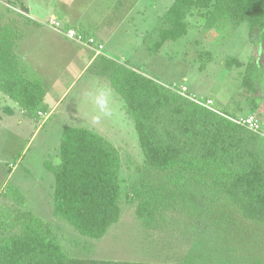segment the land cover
Returning <instances> with one entry per match:
<instances>
[{
	"label": "trees",
	"instance_id": "trees-1",
	"mask_svg": "<svg viewBox=\"0 0 264 264\" xmlns=\"http://www.w3.org/2000/svg\"><path fill=\"white\" fill-rule=\"evenodd\" d=\"M20 5L26 12L25 5ZM195 12L204 18L206 28L223 21L234 26L247 22L250 36L261 34L264 44V0H173L145 36L148 52L158 53L167 41L186 35L187 19ZM21 36L16 19L0 24V91L31 116L39 110L47 111V91L40 78L25 74L16 52ZM224 64L232 68L242 62L237 56L227 55ZM255 64L253 54L244 81L254 91ZM87 71L106 75L124 99L145 163L162 175L161 182L127 194L143 227L159 228L178 208L187 209L189 217L197 216L203 211L194 203L197 192L208 188L223 195L243 218L264 224L262 135L227 117H236L233 114L222 111L224 116L196 102L188 88L189 97L128 61L100 55ZM252 106L255 113L259 105ZM58 154L59 162L44 161L55 175L54 214L84 237L104 238L123 214L120 149L93 128L65 126ZM25 204L26 195L16 185H7L0 192V264H73L88 260L70 255L52 223Z\"/></svg>",
	"mask_w": 264,
	"mask_h": 264
},
{
	"label": "rangeland",
	"instance_id": "rangeland-1",
	"mask_svg": "<svg viewBox=\"0 0 264 264\" xmlns=\"http://www.w3.org/2000/svg\"><path fill=\"white\" fill-rule=\"evenodd\" d=\"M69 1V6L66 7H69L73 15L83 14L90 19L91 16L103 18L120 6L119 0ZM49 2L54 8L65 6L58 0ZM172 2L173 0H136V4L129 7L130 13L123 20L122 29L116 33V37L121 36L127 40L113 38L114 40L107 42V52L111 53L110 56L115 60H132V56L137 57L133 64L165 86L177 91H183L182 89L187 87L192 96L203 100L213 99L214 106L221 111H227L237 118L257 114L264 122V44L261 34L250 36L247 22L234 26L229 21H223L213 28H206L204 18L199 12H195L187 19L189 27L186 35L175 41H167L158 53L150 54L144 42L145 36L158 24L159 18ZM21 3L20 0H0V24L16 19L22 30L26 15L21 10ZM45 17L46 15H43V18ZM50 18L45 25L48 26ZM253 54L256 64L252 79L255 81L256 91L244 85L247 65ZM227 55L237 56L242 65L227 68L224 64ZM92 74L93 72L89 71L88 75L71 89L60 108L63 111L76 109V117L54 114L48 122L41 123V119H35V115L22 114L21 108L0 91V192L7 185L20 186L26 195L27 209L49 221L54 227L57 220L66 223L62 231L67 239L62 242L70 255L74 256L79 252L92 258L97 253L98 258H104L108 235L107 238L99 240L84 237L64 218L54 214L55 175L44 166V161H59L58 152L64 126L93 128L120 149L123 188L121 218L124 219L120 224L124 222L125 226H114L118 229L116 235L123 236H117L119 241H122V238L126 240V235L129 234L132 240L128 241L141 242L138 239L144 232H139L138 227H133L135 222L140 221L135 218V204L127 199V194H134L142 186L161 182L162 175L145 163L138 132L134 120L126 113L124 99L116 92L108 77L101 80L93 78ZM98 89L108 91L107 113L101 112L93 100L85 102L88 94ZM253 103L259 105L255 113L251 111ZM8 105L15 107L14 115L4 113L3 109ZM95 116H99V119H93ZM19 118L23 119L22 124L18 122ZM194 203L200 208L203 207L202 214L192 218L189 217L187 209L178 208L172 211L167 221L157 228L159 234H152L156 241L151 248L158 252L160 243L161 250H169L171 242L184 243L188 233L192 232L193 241H197L201 235L208 240L223 239L224 251H231L234 249L231 246L234 235L264 228V224L237 216L238 212L231 203L210 188L199 190ZM231 212L235 214H228ZM119 226L121 227L118 228ZM146 238L148 236H144L142 241ZM183 246L182 244L180 247ZM72 247L77 250L72 251ZM176 247L173 244L172 249ZM167 250L164 251L166 255L169 254ZM206 252L214 254L212 249Z\"/></svg>",
	"mask_w": 264,
	"mask_h": 264
},
{
	"label": "crops",
	"instance_id": "crops-1",
	"mask_svg": "<svg viewBox=\"0 0 264 264\" xmlns=\"http://www.w3.org/2000/svg\"><path fill=\"white\" fill-rule=\"evenodd\" d=\"M20 1L25 5L27 11L24 12L26 18L22 29V36L17 41L16 52L22 60L25 74L29 78H40L47 91L44 100L47 111H42V113L46 114L48 117L45 118L43 115H39V111H41L39 110L35 114V119H41V123H43L48 122L54 114H65V116L72 115V117H76L78 116L76 109L72 108L63 111L60 109L61 106L68 98L71 89H73L85 75H88L89 72L87 70L97 57L106 55L115 59L110 56V52H107V42L114 39H122V41L127 40L121 36L116 37V33H118L117 30L122 29V22L130 13L129 7H133L136 4V0L130 2L127 0H119L120 6H117L116 10L110 11L109 15H105L103 18L91 16V19L83 14L77 16L73 15L69 7H66L69 4L68 2H70L69 0H58L65 4L63 8L59 9L57 7L54 8L53 4L49 2L50 0ZM43 15H46V17L43 18ZM59 16H61V18ZM49 17L60 18L59 20L66 23V25L78 28L87 35L96 37L104 44L103 52L97 54L95 50L87 44L68 39L48 27L45 23ZM133 20L135 21V17ZM125 36L127 37L126 34ZM131 58L132 60L128 58L119 60L128 61L132 66L137 67L136 64H133V61L137 59V57L132 56ZM146 74L154 78L149 73ZM92 76L93 78H99L101 80H104L105 77L107 78L106 75L100 74L99 72L93 73ZM15 104L17 103L15 102ZM17 106L19 105L17 104ZM14 108V106L8 105L3 111L5 114L14 115ZM21 113L26 116L28 115L22 108ZM1 117L2 115L0 114V119ZM54 117H56V115ZM18 122L22 124L23 119L19 118ZM18 187L20 188V186ZM20 189L23 191L22 188ZM232 212L228 214L234 215L235 213ZM237 216H239V213H237ZM122 220L124 219L121 218L119 222L110 227L111 230L109 229V234L107 233L108 238L107 235L104 237L108 240L105 241L107 251L104 253V258H98L99 254L97 253L91 258V256L77 252L76 254L74 253L75 257L88 260L75 261L73 264H264V228L243 235H234L231 245L234 250L230 253L225 252L226 250L224 251L225 242L223 239L208 240L201 235L197 241H193V234L190 232L184 243L171 242V248L169 250L166 249L169 251V254L166 255L164 253L166 250H161L160 243L158 252L154 248H151V246L155 244L154 241H156L152 234L154 232L159 234L158 229L145 228L141 223L135 222L133 224V227H138L139 232H144L143 236L138 239V241L141 240L140 243H131L128 241L131 239V237L128 236L129 234L126 235V240L122 238V241H119L117 239L118 235H116L118 234L116 232L118 229H115L114 226L120 224ZM127 224L129 227H132L129 223ZM65 225L66 223L57 220L55 227L53 226V231L60 238L63 247L64 244L62 241L66 238V235L63 233L62 229ZM120 225L125 226V223L123 222ZM144 236H148V238L143 242ZM142 237L143 239H141ZM126 244L128 247H126ZM173 244L177 246L175 249H172ZM182 244L184 245L183 248L180 247ZM155 246H157V244ZM108 249L110 250L108 251ZM208 249H212L214 254H208V252H206ZM76 250L75 247H72V251ZM182 250H184V252Z\"/></svg>",
	"mask_w": 264,
	"mask_h": 264
},
{
	"label": "built area",
	"instance_id": "built-area-1",
	"mask_svg": "<svg viewBox=\"0 0 264 264\" xmlns=\"http://www.w3.org/2000/svg\"><path fill=\"white\" fill-rule=\"evenodd\" d=\"M48 26L50 28H52L53 30H55L56 32L62 34L63 36H65L68 39H72L75 41H78L80 43H85L88 46L92 47L95 52L97 54H101L103 52L104 49V44L102 42H100L96 37L92 36V35H87L84 31L66 25V23L62 22L61 20H59L56 17H51L49 19V23ZM183 91H179L181 94L188 96L186 94L187 91V87H184L182 89ZM189 97V96H188ZM193 100H195L196 102L204 105L205 107L216 111L224 116L225 115L221 110H219L217 107L214 106V100L211 98H207L206 100H203L201 98H198L196 96H192L191 97ZM39 115H43V117L47 118L48 116L44 113H42V111H39ZM228 118H230L231 120H233L234 122L245 126L246 128L250 129L251 131L262 135L264 137V122L256 115V114H250L248 116L245 117H230L227 116Z\"/></svg>",
	"mask_w": 264,
	"mask_h": 264
},
{
	"label": "clouds",
	"instance_id": "clouds-1",
	"mask_svg": "<svg viewBox=\"0 0 264 264\" xmlns=\"http://www.w3.org/2000/svg\"><path fill=\"white\" fill-rule=\"evenodd\" d=\"M89 100H93L101 112H108L109 96L108 91L106 89H98L93 93H89L85 102L87 103ZM93 119L98 120L99 116H95L93 117Z\"/></svg>",
	"mask_w": 264,
	"mask_h": 264
}]
</instances>
